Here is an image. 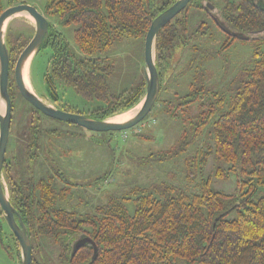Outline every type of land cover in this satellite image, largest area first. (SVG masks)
<instances>
[{"label":"trees","instance_id":"16d2710c","mask_svg":"<svg viewBox=\"0 0 264 264\" xmlns=\"http://www.w3.org/2000/svg\"><path fill=\"white\" fill-rule=\"evenodd\" d=\"M175 1L47 0L46 15H57L63 25L77 24L76 43L86 56L79 58L50 24L39 49L53 50L44 73L48 97L59 103V86H72L83 97L103 103L86 114L98 120L137 106L145 96L144 87L120 95L110 93L106 78L114 66L99 54L116 38H145L152 21ZM13 2L9 0L8 6ZM216 3L218 6L214 8L219 9L216 16L220 23L245 38L223 31L211 14L203 10L204 0H192L156 37V65L161 78L156 103L164 89V78L169 80L180 65L179 75L193 72L190 91L183 96L178 93L168 96L160 105L167 115L183 120L186 125L185 117L190 116L193 107L196 109L189 122L192 137L200 138L207 130L210 151L206 154L213 150L216 159L229 164L227 170L219 168L216 175L226 178L230 173L235 174V193L214 191L207 180L192 183L195 180L192 169L197 160L193 157L186 161L190 187L164 185L157 189L159 194L136 190L133 214L126 206L129 198L113 195L107 203L96 207L94 213H79L57 205L59 196L64 198L67 189L53 188L51 178L17 179L11 173L15 163L6 159L3 174L10 201L28 228L32 264H41L34 255V241L40 237L52 238L58 247L60 264H264V192L261 191L264 188V49L255 48L241 75L224 91L208 87L206 68L202 67L206 59L223 53L238 39L264 41V0ZM5 8L0 0V14ZM200 12L206 20L191 27L190 18ZM5 40L12 70L26 45L20 37ZM212 43L217 49L209 51L207 45ZM13 85L15 80L11 78V97ZM58 108L66 110L60 103ZM30 124L27 136L22 133L26 139L20 141V146L22 151L32 154L37 152L43 130L38 118ZM138 129L134 132L140 133ZM184 138L179 152L193 139ZM35 156L36 153L34 159ZM4 221L0 206V235ZM11 236L19 251L13 232ZM81 236H89L96 243L98 256L94 261L92 244L81 247L73 255V244Z\"/></svg>","mask_w":264,"mask_h":264},{"label":"rangeland","instance_id":"374dc122","mask_svg":"<svg viewBox=\"0 0 264 264\" xmlns=\"http://www.w3.org/2000/svg\"><path fill=\"white\" fill-rule=\"evenodd\" d=\"M13 5L20 3L30 4L43 13L50 24L65 38L71 50L79 58H85L76 43L75 29L77 24L63 25L57 15L45 14L47 0H13ZM3 5L9 7V0H2ZM200 20H206L203 12L190 18V26L194 27ZM36 33V22L28 13L20 12L10 17L4 25V38L14 40L21 38V42L27 45ZM209 51L217 49V45L208 44ZM264 49V41L236 40L223 53L206 59L202 67L206 68L208 87L216 91H224L229 83L239 77L245 65L253 58L255 48ZM53 53L52 48L43 47L36 51L30 59L26 81L32 87V91L44 102L54 107L59 103L71 112L88 114L89 111L101 106L98 99H87L78 94L72 86L60 85L59 103L52 102L48 97L44 73L49 59ZM102 58H108L114 66L106 80L110 93L123 94L139 87L146 90L145 74V38L144 37H120L113 44L99 54ZM205 57V55H202ZM181 65L172 77L164 78V89L157 102L148 115L136 126L121 131H94L84 126L61 121L44 114L40 117V128L43 133L40 137L39 147L29 154L25 150L18 152L15 141L25 140L29 132L30 122L38 118L32 113L30 104L19 93L15 94L13 110V126L6 152V159L13 164L11 173L17 179L38 180L41 177L49 179L53 188L60 191L66 190L64 198L58 199L57 205L79 213H94L96 207L108 202L110 197L116 196L126 201L130 213H134L136 195L134 191L146 189L159 194L158 188L164 185L186 187L187 167L186 161L197 158L192 171L194 182L207 180L214 191L235 193L237 178L233 173L226 178L216 175L219 168H229V164L218 160L213 150L209 155L210 143L205 130L200 138L192 137V113L187 115L186 123L180 119L170 117L165 113L160 102L166 97H172L178 93L186 95L190 91V83L194 80L193 72H185L179 75ZM141 103V102H140ZM140 103L122 113L107 120L121 121L130 118L139 108ZM0 112L5 113V103L0 97ZM35 117V118H34ZM20 126V127H19ZM141 129L135 133V128ZM189 131L185 133V131ZM124 131L128 133L124 137ZM26 136L22 135V133ZM18 136V137H17ZM184 137L192 139L184 150L178 151ZM205 150V151H204ZM202 151H204L202 153ZM31 157V158H28ZM61 173V174H60ZM3 182L10 193L3 174ZM196 184V183H195ZM190 187V185H187ZM184 189V188H183ZM264 192V188L261 189ZM160 196V195H159ZM35 258L41 264H60L57 260L58 247L50 237L35 239ZM21 248L19 251L11 236V228L7 221L2 223L0 235V264H20Z\"/></svg>","mask_w":264,"mask_h":264},{"label":"water","instance_id":"95a60500","mask_svg":"<svg viewBox=\"0 0 264 264\" xmlns=\"http://www.w3.org/2000/svg\"><path fill=\"white\" fill-rule=\"evenodd\" d=\"M191 1L192 0H176L170 7L160 13L152 21L145 37L146 93L141 101V108L135 116L125 122H111L107 119L98 120L88 117L85 114L67 111L58 107L56 108L44 102L40 97H38V95L28 89L24 81V66L29 57L38 51L42 46L43 41L49 32L50 22L43 13L38 11L36 7L27 3L11 5L5 8L0 14V97L5 103V113L2 114L0 112V206L3 210L5 219L16 237L19 247L21 248V264L33 263V247L27 225L10 201L7 189L3 182V168L10 140L13 117V102L9 93L10 55L4 38V25L6 21L17 13L26 12L33 17L36 22V33L21 51L14 69L16 84L20 93L28 102H30L41 113L61 121L81 125L94 131H121L139 124L142 120H144L155 105L161 90V78L156 65V37L159 31L182 10H184ZM215 19L223 31L236 35L239 38H245L229 31L220 24L216 17ZM87 244H92L94 247V254L92 257V261H94L98 256V247L89 236H81L78 238L73 244L72 253L74 255L81 247Z\"/></svg>","mask_w":264,"mask_h":264},{"label":"flooded vegetation","instance_id":"af4514ba","mask_svg":"<svg viewBox=\"0 0 264 264\" xmlns=\"http://www.w3.org/2000/svg\"><path fill=\"white\" fill-rule=\"evenodd\" d=\"M216 2H218V0H204V4H203V10L204 11H206V12H208L209 14H211V16H212V18H214V20L216 21V19H215V17L218 19V17L216 16V13H217V11H219V9H216V8H214V6H218V4L216 3ZM220 2V1H219ZM203 3V2H202ZM213 3H215V5H213ZM213 5V6H212ZM218 21L220 22V20L218 19ZM217 23V22H216ZM221 24V23H220ZM217 25L219 26V24L217 23ZM222 25V24H221ZM223 26V25H222ZM220 27V26H219ZM224 27V26H223ZM14 69H15V65H14V68L11 70L10 69V78H9V87H10V82H11V78L12 79H14L15 80V74H14ZM12 89H13V95H12V97H11V99H12V102H13V110H15V108H14V102H15V94L16 93H19L20 95H21V97L24 99V100H26L23 96H22V94L20 93V91H19V88H18V86H17V84H16V80H15V85H13L12 86ZM10 93V92H9ZM11 96V95H10ZM26 102H28L27 100H26ZM29 104H30V111L32 112V113H35V115H37L38 116V114H43V113H41L37 108H35L30 102H28ZM45 115V114H44ZM41 119H40V117L38 116V121H40ZM12 121H13V117H12ZM39 126H40V123H39ZM11 130H12V128H11ZM10 133H11V131H10ZM18 137V136H17ZM20 138L18 137V140L17 141H15L14 143L16 144V150L19 152H22V150H21V146H20ZM34 153H36V152H34ZM5 161H6V158H5ZM6 163V162H5ZM9 164H10V162H9ZM6 164H4V166H5ZM11 232H12V230H11Z\"/></svg>","mask_w":264,"mask_h":264},{"label":"bare ground","instance_id":"6f19581e","mask_svg":"<svg viewBox=\"0 0 264 264\" xmlns=\"http://www.w3.org/2000/svg\"><path fill=\"white\" fill-rule=\"evenodd\" d=\"M17 15V14H16ZM33 56V55H32ZM32 56L29 57V59L27 60L25 66H24V70H23V74H24V81L26 83V86L28 87V89H30L31 91L33 90L31 85L29 84L28 81H26V77H27V73H28V67H29V63H30V59L32 58ZM142 106V102L140 103V106L139 108L137 109V111L130 117L132 118L133 116H135V114L138 112V110L141 108ZM130 118H127L125 120H121V121H113V120H110L111 122H125L127 120H129Z\"/></svg>","mask_w":264,"mask_h":264},{"label":"built area","instance_id":"2783aa9c","mask_svg":"<svg viewBox=\"0 0 264 264\" xmlns=\"http://www.w3.org/2000/svg\"><path fill=\"white\" fill-rule=\"evenodd\" d=\"M138 130H140V128ZM123 135H124V137H127L128 136V133L127 132H124Z\"/></svg>","mask_w":264,"mask_h":264}]
</instances>
